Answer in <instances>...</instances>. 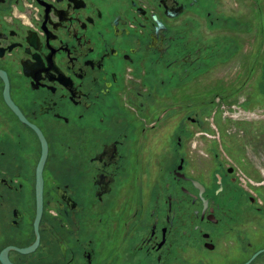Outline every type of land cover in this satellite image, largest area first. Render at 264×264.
Segmentation results:
<instances>
[{"label":"flooded vegetation","instance_id":"1","mask_svg":"<svg viewBox=\"0 0 264 264\" xmlns=\"http://www.w3.org/2000/svg\"><path fill=\"white\" fill-rule=\"evenodd\" d=\"M220 7L0 0V264H264V176L209 134Z\"/></svg>","mask_w":264,"mask_h":264},{"label":"rangeland","instance_id":"2","mask_svg":"<svg viewBox=\"0 0 264 264\" xmlns=\"http://www.w3.org/2000/svg\"><path fill=\"white\" fill-rule=\"evenodd\" d=\"M220 9L225 14L244 15L245 19L239 18V22L228 20L222 22L223 33L221 32L219 36L222 48L219 60H216L217 55L215 57V62L219 64L209 70L208 80L212 81L217 77L221 79L224 97L219 101V116L214 119L209 118V125L213 131L218 126L219 134L217 132L209 134L212 137L216 136L217 140L219 136V144L224 155L237 165V169L248 174L247 177L264 176V103L248 106L246 100L243 101L246 94H255L254 97H258L257 85L262 78L264 0H221ZM228 19L230 20L229 17ZM211 40L216 49L217 38ZM238 46L241 50L233 54L232 52H235ZM251 69H253L252 77L255 83L243 88L242 82L247 80ZM239 84V87L243 88L240 91L237 88ZM233 91L235 95H238L235 96ZM234 96L236 101L233 99ZM243 104L245 107L242 106ZM253 123L258 124L255 125L257 127L248 132L246 126Z\"/></svg>","mask_w":264,"mask_h":264},{"label":"built area","instance_id":"3","mask_svg":"<svg viewBox=\"0 0 264 264\" xmlns=\"http://www.w3.org/2000/svg\"><path fill=\"white\" fill-rule=\"evenodd\" d=\"M239 177H241V179L244 177L242 174H239Z\"/></svg>","mask_w":264,"mask_h":264}]
</instances>
